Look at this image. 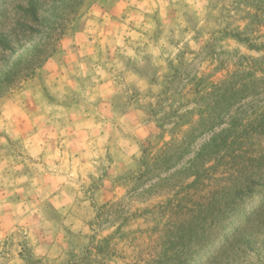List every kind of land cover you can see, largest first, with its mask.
<instances>
[{"label": "rangeland", "instance_id": "374dc122", "mask_svg": "<svg viewBox=\"0 0 264 264\" xmlns=\"http://www.w3.org/2000/svg\"><path fill=\"white\" fill-rule=\"evenodd\" d=\"M116 1L58 0L46 13L51 25L7 62L26 65L33 42L43 40L47 51L54 46L19 87L0 97V156L11 151L29 169L44 161L51 167L44 171L54 174L45 176L53 180L50 188L69 191L56 198L52 191L28 195L25 212L34 214L6 231L0 225V264H264V178L251 194L233 200L243 175L264 176V0L136 2L157 25L128 48L109 51L97 68L106 69L117 90L89 104L135 108L132 126L127 118L111 119L110 127L89 123L87 143H78L82 138L70 127L75 118L57 119L45 110L44 133L60 151L52 162L25 155L38 152L32 141L10 140L2 128L8 120L3 110L12 103L80 99L79 91L54 93L53 63L62 40L84 24L91 7ZM61 27L64 34L55 40ZM11 77H0V88ZM43 85L44 97L20 93L43 91ZM8 164L2 159L0 169Z\"/></svg>", "mask_w": 264, "mask_h": 264}, {"label": "crops", "instance_id": "0c3cea01", "mask_svg": "<svg viewBox=\"0 0 264 264\" xmlns=\"http://www.w3.org/2000/svg\"><path fill=\"white\" fill-rule=\"evenodd\" d=\"M142 1L119 0L111 7L106 5L98 8L91 7L84 16V24L62 40L57 63L55 61L53 63L55 75H51L52 85L50 84V86L59 97L65 96L66 93L67 95H74L75 91H79L81 94L80 99L66 104L46 102L41 105H29L27 103L25 105H17L12 103L11 107L8 106L3 110L1 118L5 119L8 117V120L2 128L8 132L9 139L16 140L20 138L21 142H26L27 144L32 141V149L38 150L36 153H33L30 149L26 150L24 151L25 155L29 154L36 159L37 156H42V159H47L46 162L55 161L60 156V151L57 149L58 141H48L50 138L44 133V129L48 126V120L45 119V114H42L45 110L54 112L53 116H57V119H59V116L62 117L64 115H67L70 119L75 118L73 120L74 124L71 123L70 127L75 128L74 133H78L79 138H82V140L79 139L78 143H87L85 140L87 136L84 134L89 132L86 130L89 123L101 128L102 125L111 126L113 122L111 119L113 118L120 120L127 118V123L132 126V122H135L133 117L136 112L135 108L121 111L110 103L101 102L95 106L89 104L92 102L91 100H96L97 98H101V101L109 99L117 90L116 82L105 77L107 74L106 69L103 70L101 68L99 70L97 68L99 64L105 62V57L109 54V51L116 50L118 47L128 48L127 45L132 42L131 40L137 41L141 38L143 30L156 27L158 21L155 17L151 18V11L142 9L139 12V7H136V2L139 3L137 6L141 7L140 2ZM153 2V5L157 4L156 1ZM45 86L47 85H43L42 89ZM66 86H70V88L66 90ZM91 88L94 89L92 91L93 94L94 92H99V94L88 93ZM39 89L40 87H33L31 90L25 89L20 93L37 92L38 95L36 97H44V89L43 91H39ZM61 89L63 92L59 91ZM86 92L89 94L88 96L85 95ZM8 100L11 99L8 98ZM8 100L6 99V101ZM57 112L58 114H55ZM103 112L107 113L103 114ZM34 128L37 132H35ZM124 129L126 131V128ZM34 133L35 135L31 137ZM81 134L83 135L81 136ZM109 134L108 138L106 137L108 140L111 137V131ZM97 135L100 136L98 139L100 144L102 139L104 140L103 131L99 130ZM42 144L47 145L41 147ZM97 146L96 148H99ZM27 147L28 145L25 146V148ZM92 147L94 148L95 146ZM80 150L85 153L84 148L81 147ZM2 159H5L9 164L7 167L4 166L3 169H0L1 231L8 230L10 225L24 222L26 218H30L34 214V212H25L28 195L34 193L38 197L43 196L45 191H52L53 197L56 198L61 193L69 191V189L65 188H50V183L53 180L48 181L45 176L49 175V177L53 178L54 174L44 171L45 167L51 168L48 165H44V161L41 166L29 169L21 160H17L11 151L0 156V164ZM11 177L14 182L9 184ZM15 178L17 181H15ZM3 179L4 183L1 182ZM2 184L4 185L3 187ZM41 201H44V199H41Z\"/></svg>", "mask_w": 264, "mask_h": 264}, {"label": "trees", "instance_id": "16d2710c", "mask_svg": "<svg viewBox=\"0 0 264 264\" xmlns=\"http://www.w3.org/2000/svg\"><path fill=\"white\" fill-rule=\"evenodd\" d=\"M58 0H0V63H7L12 56L21 49L25 43L33 40L35 34H38L44 25H51L46 13L48 7L53 6ZM54 29V27H52ZM65 27H61L60 33L55 40H58L64 34ZM159 31V29L157 30ZM156 33V32H155ZM54 51V46L46 52L47 56L42 57L44 62ZM35 57L19 66L23 60H17V71L10 73L11 78H5L0 88V97L10 89L19 87L20 83L36 68ZM245 182L241 183L238 189L234 190L233 200L249 193L264 178L261 172L252 173V175H243Z\"/></svg>", "mask_w": 264, "mask_h": 264}, {"label": "clouds", "instance_id": "9594fccd", "mask_svg": "<svg viewBox=\"0 0 264 264\" xmlns=\"http://www.w3.org/2000/svg\"><path fill=\"white\" fill-rule=\"evenodd\" d=\"M41 35H45V34H41ZM46 47H47V45L44 43L43 40H41V41L33 42V48L32 49H30V48L27 49L29 54L33 55L36 58L35 59L36 68L40 67L44 63V60L42 59V57L44 58L47 56V52L45 50ZM16 71H17V65H14L12 63H7V64L5 63V67L0 68V77H3L9 73H15ZM190 129L195 131L194 126L191 127ZM189 130L185 131L184 134L189 133ZM209 167H210L209 164L205 165V168H209ZM194 179H195V177H192L191 179H189L187 181V183L191 184ZM248 253L252 257L259 259V254L256 251L248 249Z\"/></svg>", "mask_w": 264, "mask_h": 264}]
</instances>
